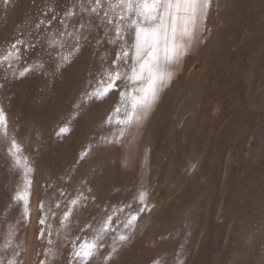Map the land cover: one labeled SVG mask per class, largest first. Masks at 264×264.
<instances>
[{"label":"rangeland","instance_id":"rangeland-1","mask_svg":"<svg viewBox=\"0 0 264 264\" xmlns=\"http://www.w3.org/2000/svg\"><path fill=\"white\" fill-rule=\"evenodd\" d=\"M163 2L0 0V264H264V0H211L154 105Z\"/></svg>","mask_w":264,"mask_h":264},{"label":"crops","instance_id":"crops-1","mask_svg":"<svg viewBox=\"0 0 264 264\" xmlns=\"http://www.w3.org/2000/svg\"><path fill=\"white\" fill-rule=\"evenodd\" d=\"M176 1L177 0H164L162 17L160 21L151 28V30H158L162 25L166 26L165 40L161 49L163 52V59H162L163 66L159 80L161 81V84L156 100L154 101V105L159 100L163 90L166 87L170 86L173 82H175V80H177L181 76V74L185 71L189 59L200 54L205 42L211 0H188V6L185 8L183 12L186 18L187 36L188 39L191 41L192 45L191 47L185 50L179 49L174 73L173 75H170L169 66L171 64V59L169 52L170 50L169 34L174 18ZM145 30L147 31V29ZM140 31L143 32L144 29H141ZM131 99L136 103V107L149 106V103L143 104L144 101L142 100L140 101V99L134 97L132 95V92H131ZM140 120L141 117L139 116L137 118V121H135L133 125H145V123H143L142 120L141 121Z\"/></svg>","mask_w":264,"mask_h":264}]
</instances>
